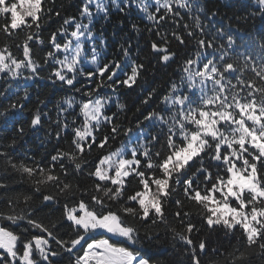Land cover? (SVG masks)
Segmentation results:
<instances>
[{"label":"snow or ice","instance_id":"snow-or-ice-1","mask_svg":"<svg viewBox=\"0 0 264 264\" xmlns=\"http://www.w3.org/2000/svg\"><path fill=\"white\" fill-rule=\"evenodd\" d=\"M48 2L0 0V33L7 38H19L23 34L20 43L16 44L17 48H22V59H17L7 44L0 48V76L4 79L15 81L23 75L22 70L31 73L25 79L38 76L41 65L33 58L30 42L43 43L38 30L46 17L51 18L52 9L45 10ZM210 3L211 0H152L150 7L146 0H110V5L103 0H86L80 14L88 18V23H77L70 33L76 41L75 47L71 40L61 45L57 42V34L51 35L54 51L46 54L45 62L55 59L54 53L64 52L66 55L63 59H55L59 67L50 78L54 77L53 82L60 81L74 87L82 52L80 38L85 33L90 39L93 35L89 27L94 16L92 6H95V14H102L104 19L108 18L110 8L126 13L130 6H135L150 22L148 31L155 29L164 45L151 43L152 53L159 54V63L167 65L177 55L167 46L170 43L167 34L160 31L163 24L170 23L183 29V34L175 30L171 32L179 45H195V52L183 57L181 64V81L186 82L188 94H177V85L171 84L160 100L165 109L159 113L149 112L144 117L147 121L159 120L167 125L168 119L163 113L165 110L170 112L172 125L167 128L164 151L153 154L151 149L141 144L142 151L133 148L130 159L126 158L123 148L100 155L87 171L90 189L77 179V176L83 177L89 164L86 149L88 152L93 148L104 150L110 138L115 139L120 131V126L113 122L115 114H105L108 100L91 99L96 89L83 93L90 99L80 102L82 121L79 125L75 119L71 125L67 120H56L58 140L62 132L71 129L72 150L58 149L55 155H51L50 165L41 166L39 162L31 166L23 162L17 164L10 152L0 149V157L6 167L26 176L32 193L36 194L24 195L23 203L28 206L34 199H40L44 207H52L63 200L61 219L68 224H61V227L69 229L67 238L59 235L58 231L53 232L34 219L30 209L16 211L19 196L8 197V210L0 211V220L21 228L27 235L0 226V264H58L55 258L61 255L60 250L69 254V264H150V259L137 255L138 249L134 246L156 238L161 225L171 232L173 240L192 250L190 264H202L200 256L208 255V245L204 240L194 244L191 234L198 229L184 220L190 213L182 211L183 203L179 199L175 200L178 210L169 212L173 194L178 188L182 189L188 201L199 207V214L209 229L222 227L226 235L236 237L235 245L223 250L212 249L210 264H264V0H249L251 11L243 16L235 15L237 22L244 23L260 18V30L256 36L248 33L247 38L244 35L234 38L233 32L213 23L221 14V7H232L230 2L209 7ZM55 15L60 13L57 11ZM73 20L65 19L57 31L66 33L64 25L71 24ZM227 20L231 29L233 17H227ZM131 31L139 33L141 30L132 23ZM236 31H240L239 27ZM100 43L103 45L104 41ZM130 47L121 45L126 58L130 57ZM95 60L93 55V62ZM120 67L119 63H114V66L105 64L97 71L100 77L107 74V81L116 84L115 69ZM144 69L143 63L132 61L130 73H126V78L119 84L133 87ZM67 73H73V76L69 77ZM92 77L89 72L87 78ZM105 86L112 85L101 81L96 88ZM10 88L9 84L8 88L0 91V97L9 100L7 106H0V118L7 119L10 112L24 109L18 95L16 100L11 99L8 94ZM197 90L199 99L194 100L192 97ZM154 94L155 90L143 103L147 104ZM28 98L25 92L23 99ZM40 103L44 102L41 100ZM60 103L66 107L60 108L58 104V116L73 108L71 98ZM123 107L118 105L121 110ZM102 123L111 125V135L98 138L96 133ZM42 124L41 113L37 109L28 127L38 129ZM25 131L24 125L16 129L21 137ZM131 131V128L125 129L124 135ZM151 139L159 142L160 137ZM15 144L16 137L13 136L6 148H14ZM141 156L144 157L143 162ZM206 158L218 162L215 177L205 165ZM221 166L224 174H221ZM201 174L205 182L203 190L195 184V179ZM133 181L138 187L126 195ZM7 187L0 183V189L6 190ZM169 215H173L182 227H175L169 221ZM21 222L29 228H23ZM52 227H56L55 223ZM141 228L144 229L143 234ZM97 231L107 233L109 238L96 239L92 234ZM111 237L119 239L114 242ZM89 239L91 242H87ZM197 247L199 252L195 250Z\"/></svg>","mask_w":264,"mask_h":264},{"label":"trees","instance_id":"trees-1","mask_svg":"<svg viewBox=\"0 0 264 264\" xmlns=\"http://www.w3.org/2000/svg\"><path fill=\"white\" fill-rule=\"evenodd\" d=\"M105 4L110 5V0H103ZM150 7L152 0H146ZM230 2L231 8L221 7V14L217 16L213 23L217 26H223L225 31H231L234 34V38L244 35L247 38V34L251 33L256 36L260 30V18L255 17L250 19L247 23L243 21L237 22L235 15H246L251 11L249 0H211L209 7L214 5H223ZM86 3V0H49L45 4L46 12L52 9L51 18L47 17L42 22V27L38 30L39 38L43 40L42 44H38L34 41L30 42L32 45L33 58L41 65L38 69V76L33 79H25V77L31 75L27 70H22L23 75L15 80L8 81L0 76V91L11 85L9 89V95L12 100H16L18 95L20 103L24 104L22 111H12L8 114L7 119L0 118V149L10 152L11 157L17 164L23 162L29 166L34 162H39L41 166H48L51 164V155H55L59 149L61 151L72 150L71 146V129L69 128L65 132L61 133V138H56L57 124L56 120L60 119L62 122L67 120L71 125L72 120L77 121V125L82 121V117L79 116L80 102H87L90 97L83 95L84 92L96 89L93 92L91 99L102 98L107 99L108 103L105 106V114L113 116L115 114L114 123L120 126V131L115 139L109 140L108 146L104 150L93 148L90 152L86 149V159L89 164L85 167L83 177L77 176L78 180H81L83 184L90 189L91 183L87 177V171L90 167L94 166L100 155H106L110 151L123 148L125 150L126 158H131V150L137 149L138 152L142 151L140 145L144 144L152 150L154 154L156 151H164V145L166 144L167 128L172 125L170 112L164 111L168 124H161L159 120L147 121L144 119L149 112H160L165 109V105L160 103L161 97L166 94L171 84L177 85V94H188L186 82L182 83L181 77L183 75L181 70L182 58L191 56L195 52V45L189 43L187 46L179 45L175 41L171 32L177 31L178 34H183L182 28H176L172 24H163L160 28L162 34H167L170 41L167 45L172 52H176L177 55L167 65L161 64L157 60L159 54L152 53L151 43L157 42L161 46H164L160 37L156 35V30L152 32L148 31L150 22L147 21L144 14L139 12L135 6H130L126 13H120L115 8H110V12L107 19H104L102 14H95V6H92L94 16L92 23L89 25L92 32V38L90 39L85 33L80 38V44L82 45V52L80 57V63L77 65L75 73L76 83L74 87H69L62 84L60 81H55L54 77H51V73L55 71L59 66L55 63V59H63L66 53L58 52L54 53L55 59H50L45 62V56L49 51H54L52 44L50 43V37L53 33L57 34V42L63 45L65 42L71 40L73 48L76 41L70 36V33L75 30L77 23H88V18L81 16L80 10ZM59 12L60 15L56 16L55 12ZM227 17H233L232 28H228ZM68 18H74L73 22L69 25H64L66 33L61 34L57 30L63 25V21ZM132 23H136L140 28V32L131 31ZM190 23V21H189ZM239 27L240 31L237 32L236 28ZM23 38V34L19 38H7L0 33V48L5 44L8 45L12 54L17 59L23 58L22 48H17L16 44L20 43ZM223 39L226 40V37ZM103 40L104 44L101 45L100 41ZM219 42V41H218ZM121 45L124 47H130V57H124L121 50ZM95 50V52H94ZM71 53H68L70 55ZM93 55L96 60L93 62ZM132 61L143 63L145 69L141 72L138 81L133 87L128 88L119 84V81L126 78V73H130V65ZM119 63L121 67L115 69L117 75L114 80L117 81L113 84L112 81H107V74L104 77H100L98 69L102 68L105 64ZM91 72L93 74L92 79H88L87 75ZM81 73H84L81 75ZM67 76H73V73H67ZM104 81L107 85L97 89V83ZM80 91H76V89ZM155 94L147 104L143 103L148 98L149 93ZM27 92L28 99L24 100L23 97ZM14 93V94H13ZM199 91H196L194 100L199 99ZM71 98L73 100V108L68 109L63 116H58V104L60 108L66 107V105L60 102ZM44 103L41 104L40 101ZM9 100L0 97V106H7ZM118 105H123V109H119ZM179 106H177L178 110ZM40 110L42 118V127L38 129H31L28 127L31 116ZM47 113L48 115H44ZM139 123V127L137 124ZM21 125L25 126V134L21 137L16 132V129ZM131 128L132 131L127 136L124 135L125 129ZM111 125L102 123L100 131L96 133L98 138H102L105 134H110ZM16 137V144L14 148L7 149L6 145L9 144L13 138ZM160 137L159 142H153L152 137ZM155 159V156L153 155ZM141 161H144V157H140ZM218 162L205 160V165L209 167V170L213 174V177L217 174ZM223 166H221V174ZM59 169L57 168V171ZM74 183L76 181H73ZM0 183H5L7 189H0V211H7L6 201L8 197L15 198L20 197V203L18 204L16 211L21 209H30L33 212V218L44 223L53 232H57L59 235L67 238V227H61V224L67 225L68 222L61 219V213L63 211V200L60 204L52 207H44L41 204L40 199H34L30 202V205L26 206L23 203L24 195H36L31 191V184L26 176H22L18 172H14L11 168H7L4 159L0 157ZM195 184L199 185L201 190L205 187L203 175L201 174L198 179H195ZM210 187V182L208 185ZM137 182L133 181L129 187L127 194H130L134 188H137ZM51 190V189H50ZM42 199V198H41ZM181 200L183 203V212H189L188 217H184L186 222H191L196 226V229L191 234V238L194 244L198 245L199 241L204 240L208 245V255L201 254L200 259L202 264H210L212 259V249L220 248L221 250L229 248L230 245L237 243L236 237L230 234L226 235V230L222 227H218L215 230L209 229L204 222L202 216L199 214L200 209L192 202L188 201L184 195L182 189L177 190L173 194L171 203L169 205V212L175 213L178 209L175 205V200ZM169 221L174 224L175 227L181 228L182 226L176 221L173 215H169ZM23 228H29L26 223H23ZM55 223L56 227L52 225ZM0 226H7L15 229V231L22 235L21 228H17L8 221L0 220ZM29 231H36L31 230ZM144 229L141 228L143 234ZM37 235H42L36 231ZM30 238V237H29ZM112 241L118 239L111 238ZM53 247H56L52 242ZM131 247V246H130ZM138 249L137 255L142 256L145 259H150V264H190L191 249H188L180 241L172 239L171 232L167 231L163 225L158 230V236L151 241L144 240L142 243L134 246ZM196 252H199L197 247ZM61 251V255L55 259L58 264H69V254Z\"/></svg>","mask_w":264,"mask_h":264},{"label":"water","instance_id":"water-1","mask_svg":"<svg viewBox=\"0 0 264 264\" xmlns=\"http://www.w3.org/2000/svg\"><path fill=\"white\" fill-rule=\"evenodd\" d=\"M95 238H108V234L107 233H103L100 231H97L94 235Z\"/></svg>","mask_w":264,"mask_h":264},{"label":"rangeland","instance_id":"rangeland-1","mask_svg":"<svg viewBox=\"0 0 264 264\" xmlns=\"http://www.w3.org/2000/svg\"><path fill=\"white\" fill-rule=\"evenodd\" d=\"M112 238H114V239H119V238H117V237H112ZM98 239H102V238H98ZM89 242H91V241H89ZM86 246V245H85ZM139 256V255H138Z\"/></svg>","mask_w":264,"mask_h":264}]
</instances>
